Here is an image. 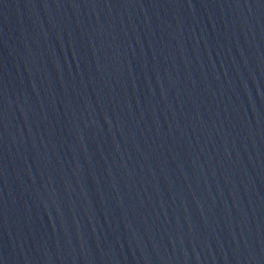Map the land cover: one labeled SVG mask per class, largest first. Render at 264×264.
<instances>
[{
    "label": "water",
    "instance_id": "obj_1",
    "mask_svg": "<svg viewBox=\"0 0 264 264\" xmlns=\"http://www.w3.org/2000/svg\"><path fill=\"white\" fill-rule=\"evenodd\" d=\"M0 264H264V0H0Z\"/></svg>",
    "mask_w": 264,
    "mask_h": 264
}]
</instances>
